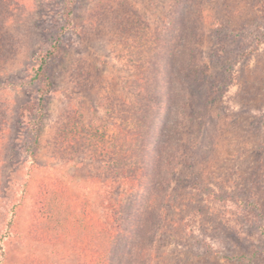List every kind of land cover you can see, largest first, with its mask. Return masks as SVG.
I'll use <instances>...</instances> for the list:
<instances>
[{
    "label": "rangeland",
    "instance_id": "1",
    "mask_svg": "<svg viewBox=\"0 0 264 264\" xmlns=\"http://www.w3.org/2000/svg\"><path fill=\"white\" fill-rule=\"evenodd\" d=\"M66 4L0 0L1 264H144L145 248L150 264H264V0H74L70 20ZM55 39L39 113L33 67ZM71 117L90 144L59 145ZM133 121L161 148L150 177L107 163ZM44 183L62 205L41 235Z\"/></svg>",
    "mask_w": 264,
    "mask_h": 264
},
{
    "label": "trees",
    "instance_id": "2",
    "mask_svg": "<svg viewBox=\"0 0 264 264\" xmlns=\"http://www.w3.org/2000/svg\"><path fill=\"white\" fill-rule=\"evenodd\" d=\"M73 3H74V0H67V4H66L67 14L66 15L67 17H69V20L71 19V15L73 13V9H72ZM61 51H62V46L59 40L55 39L46 49L40 51L38 55L36 56L35 64L33 67L32 81L37 83L39 86L38 87L39 96L37 97V102L39 105L38 107L39 113H42L41 111L44 109V100L46 96L52 91V87H53L52 79L48 73L49 67L51 63L55 61L57 57L60 56ZM247 52L248 50L244 52V55H247ZM162 58H159V59H162ZM229 69L230 67L228 66L226 68V73H228ZM37 120L38 119L35 120L34 125L31 128V130L33 131L32 133L34 134V137H35V140L32 143V145L36 144V142H38L39 140V129L37 127L39 126V124ZM133 122H134L133 129L126 130V131L123 130L122 133L119 131V133L113 134L111 137L110 135L109 136L107 135V163L110 168L114 169V171H116L120 175L125 176L127 178L137 179V177H139L140 174L141 175L143 174V176H146L144 175V172L147 173V175L150 177V174L147 171L148 169L147 167L152 166V161L156 159L155 157L162 155L161 148H160V145L159 146L154 145L155 143L149 142V138H150L149 130L147 131L146 129L145 132H143L144 130L143 129L141 130L138 122H135V121ZM65 126L67 127L63 128L62 131H60L59 145L61 147L71 148L77 143H82V142L84 143V141H89V144H90L91 138H88V136L84 134V131L82 129L77 128L76 121H73L72 117L69 119V121L67 122ZM105 141L106 140H103V142ZM94 143H95L96 149H98L97 147H100L99 144L101 143V139L97 140ZM138 150L140 151L141 154L138 153ZM97 153L100 154V152H97ZM126 154H129V155L133 154V155L132 156L130 155V158H127ZM114 155L115 156L118 155L117 159H113ZM32 160H33V163H35L34 157ZM165 163H168V164L172 163L171 156H170V159L168 160L166 158ZM153 189L156 190L157 189L156 186H153ZM61 198H62L61 194L59 193L58 190H56L55 183H44L42 185L40 189V193H39L38 205H39V208L41 209L40 212H43L44 214L43 217L46 220L42 222L39 221L40 219H42V214L39 212L38 219L36 220L34 224L35 229L38 231L37 234L40 231H41L40 232L41 235L47 234L49 231V227L55 226L58 228L59 223H60V218L58 215V207L62 205V201L60 202ZM52 214H55V216H52ZM53 218H56V219H53ZM8 225H9V228L7 229L5 234L2 235V237L12 238L16 236V232H14L12 229L13 220H10V222H8ZM262 227H263L262 231L264 232V225ZM58 233H60V231L53 232L55 236H57ZM0 247L2 249V254L5 253L3 244H0ZM148 250L149 249L147 248L143 250L144 251L143 252L144 264H150L149 257H151V255ZM126 255L128 256L129 252L128 253L127 251L124 252L122 256L119 255L118 252H116L115 256L117 257L118 260L113 261L112 259L107 258L106 256L104 257L103 264H124V261L126 259L122 261V259L120 258L123 256L125 257ZM128 264H130L129 261H128Z\"/></svg>",
    "mask_w": 264,
    "mask_h": 264
}]
</instances>
